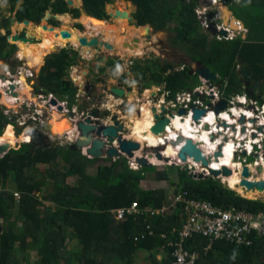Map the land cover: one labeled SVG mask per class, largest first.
Instances as JSON below:
<instances>
[{
    "label": "trees",
    "instance_id": "obj_1",
    "mask_svg": "<svg viewBox=\"0 0 264 264\" xmlns=\"http://www.w3.org/2000/svg\"><path fill=\"white\" fill-rule=\"evenodd\" d=\"M17 1L2 0V3L8 4L18 21L29 19L38 24L44 13V18L47 17L46 10L52 14L79 15V10L70 7L66 0H22L16 7ZM112 1L82 0L90 15L100 20L109 17L105 6ZM129 1L136 7L132 13L136 25L149 24L155 31L172 26L173 45L191 62L214 72L217 79L213 82L220 84L225 97L234 87L243 86L249 99L264 104V0H222L248 30L233 40L210 36L196 14L197 0ZM50 21L56 23L55 19ZM10 23L11 17H6L0 24L7 30L6 34L0 32V59L9 62L17 50V45L8 40ZM78 27L82 28L80 24ZM77 55L71 47L48 53L36 74V89L73 103L78 87L67 74ZM182 66L178 70L154 58L144 68L135 62L132 70L139 71L143 79L150 72L148 77L154 76L150 83L162 86L169 92L168 98H173L199 84V75L187 64ZM239 71L247 72L244 84L239 80ZM8 123L9 117L0 109V134ZM39 164L46 166L43 171ZM88 168L89 158L80 150L49 142L41 145L24 142L0 156V264H133L131 253L141 248L150 252L163 249L166 253L161 260H157L155 252L151 254V264L172 263L171 249L164 246L160 234L180 226L178 210L167 217L130 216L121 222L112 214L132 202L152 209L165 204V190L140 187L146 178V168L131 169L125 157L113 160L110 165H99L94 173H89ZM70 176L76 177L75 184L68 183ZM158 178L163 179L164 173H158ZM10 179L15 183L13 189L8 187ZM179 181L182 187L176 191L185 190L193 198L254 214L264 213V200L245 198L215 178L195 179L184 169L179 171ZM15 192L19 193L18 199ZM16 205L17 215L11 218ZM147 226L153 234H148ZM208 243L199 235L186 241V249L201 254L195 264H264V237H255L248 247L217 241L205 252ZM31 251L36 253L34 260L30 259Z\"/></svg>",
    "mask_w": 264,
    "mask_h": 264
},
{
    "label": "built area",
    "instance_id": "obj_2",
    "mask_svg": "<svg viewBox=\"0 0 264 264\" xmlns=\"http://www.w3.org/2000/svg\"><path fill=\"white\" fill-rule=\"evenodd\" d=\"M210 2L216 6L203 9L201 12L198 11L197 13L200 14L198 17L200 19L201 25L206 30L215 33L213 35H215L216 39L233 40L236 36L245 35L247 33L248 30L244 27V25L239 20H235L234 18H230L228 23L219 22L218 17L220 8L218 5L220 0H212ZM214 9L215 12H213ZM233 25L235 26V29L233 28ZM72 66L73 64L70 65V67ZM4 69L6 71V78H4V75L0 73V109L10 119L8 126L11 125L13 128L14 126L24 128L26 127V133L30 134V128L33 127V124L36 126H43L46 123L47 118L43 113V109H45V107L49 106L50 110H53L58 109L59 104H62L65 107V111L70 110V108H68V101L66 99L59 100L52 92H44L42 89H36V87L33 85L34 82L32 83L34 88L31 92L30 99L26 98L25 95L19 94L18 90L19 87H21L20 76L24 77V81L25 79L32 80L34 77V71L28 65L21 63L13 68L5 65ZM181 69H183V66L180 67V70ZM73 79L75 81L76 77H73ZM203 80L205 83H202ZM203 80L195 87L193 91L177 93L173 98H168L169 92L164 90L162 87V95L158 99L159 104L157 103V107L155 108L156 111H158V114L163 113V115L170 119V124V117L180 114L179 111L176 112V110H183L184 114H181L180 117H190L194 126H198L199 128L203 126V121L209 122V114H213L211 121L213 123L208 127L205 125V127L208 128L205 131V136L212 143V146L208 144L200 145L194 140V137L193 142L198 145V148L207 158L209 162L208 167L211 166L210 163L214 162L218 164L219 168L221 167V174L218 175L217 178L223 185L228 186L223 179V165L221 162L226 145L229 142L232 143L231 161H237L239 165L242 164L243 167L248 166L251 169L250 166L252 163L248 162L247 160L252 155L257 154V157L253 163H257V160L259 159L264 164V124L262 127L259 126L258 122H256L258 119L256 118V121H252V128L249 129L246 126L247 123L243 124L244 122L241 121V118H239L240 116L238 117L236 114L235 116H231L230 114L223 113L222 115L227 117L229 115L236 119L235 122H239V124L234 125V127L233 125H223V120L226 124L229 121L225 118L223 119V116L218 109L219 107L216 106L217 104L214 105L213 102L215 99L216 101L219 100L221 94L220 87L214 82H210L205 79ZM204 85L209 89V92L205 91V93L209 96L211 94L209 98L214 99L211 103L210 101H206V99H208L207 96H205L206 99H203L204 96L202 97V100L200 99V95L204 94V92H202V90L205 89ZM85 94V90L83 91L82 89H78L73 98L74 104L72 106V111H74V127L69 130L68 133L62 135V139L64 138V141L68 145L74 143L79 136V131L76 126V122L78 120L85 121L86 119H90L92 124L107 126L114 124V115H120L119 112L114 114L115 112L113 111L103 120L98 114L95 113V110L101 112V109H104L105 107L120 105L122 103V98H118L113 93L108 92L102 100L95 101V104L93 103V107L90 105L86 109H80V104L83 103L82 100H84ZM4 97H6L7 100L12 103L11 106L7 105L6 101L3 99ZM34 98H36V100ZM238 99L239 98L235 99V101ZM37 100H40L42 104L38 103ZM53 100H56V103H53ZM166 101L167 105L163 107V105L166 104ZM235 101L232 102L233 106L235 105ZM244 102L246 103V101ZM147 103H151L149 104L150 107L154 105L151 101H147ZM255 105L258 104L255 103ZM261 106V111L264 113V105ZM255 108L256 111L259 110L257 106H255ZM168 109L172 110L171 114H165V111H168ZM194 110H203L204 114L198 119H194ZM238 115H240V113H238ZM99 121L101 124H99ZM30 122L33 124H30ZM254 122L256 123L254 124ZM218 126L222 130V133L217 134V131H214ZM229 127H233L237 130L242 128V133H239L238 136H233L232 132L229 131ZM253 131L259 136H253ZM23 142H31V139L24 140L21 143ZM246 142H248V145ZM112 144L118 148L116 140H114ZM247 146H249L250 149H247ZM177 149V161L170 160V165L173 163V165L186 169L187 172L195 179L201 177H216L211 174L209 170H207V166L203 165L201 162L195 161L193 157L187 156L186 161H182L178 157L180 148L177 147ZM207 149H210L211 151L208 153ZM245 149L247 150L245 151ZM259 149L263 153H258ZM244 153H246V155ZM83 154L88 158H92V156L86 152H83ZM147 154L148 153H144V158H147ZM123 157L127 159L128 165L131 169L138 170L140 168L135 159L136 155L132 158H128L127 155L123 154ZM15 195L19 198L18 192H15ZM176 210H178L180 226L178 228H173L169 233L160 234V238L165 241L164 246L171 249V264H195L196 261L201 257L199 251L191 252L185 248L186 241L192 238L193 235H199L208 240L209 243L204 250L205 252H207V250L211 248L212 244L217 241L230 242L236 247H248L253 244V239L255 237H264V213L254 214L235 206L213 205L208 200H200L191 197L185 190H174L173 193L167 195L166 202L161 208H141L137 202H132L129 206L113 210L112 214L114 215V219L116 221L121 222L127 220L130 216L153 217L160 215L162 217H167L172 215ZM147 229L149 235L153 234L149 226H147Z\"/></svg>",
    "mask_w": 264,
    "mask_h": 264
},
{
    "label": "rangeland",
    "instance_id": "obj_3",
    "mask_svg": "<svg viewBox=\"0 0 264 264\" xmlns=\"http://www.w3.org/2000/svg\"><path fill=\"white\" fill-rule=\"evenodd\" d=\"M210 1H212V0H197L196 14L198 16H200V14L197 13L198 11L201 12L203 9H208V8L213 7V6H216L215 4H212ZM120 2L125 3V5H123V7L125 6L124 8H127V10H129L130 14H132L135 11L136 7L134 4L131 3V1H129V0H113L111 3H108L105 6L108 14L111 12V10L114 11L115 9H118L120 6V4H119ZM17 3H18V1H17ZM70 7L77 8L79 10V15L77 17H73L72 14H70V13H64V14H69L68 20H64L63 17L60 16L59 14H52L50 12L46 18H44V16H42L40 22H42V20H43V22L45 24H49L50 26L55 27V28H61V27L67 26V27L75 28L79 31L81 30L80 32H82V31L84 32L85 31L84 23L80 19V15L82 12V5L77 6L75 4H72ZM0 14H1L0 24L4 23L6 17H11V23H10L11 34H13L15 32L18 34L19 33L22 34V32H23L24 35L29 36V32L31 31V29L28 27L29 24H24L23 22L17 23V21L15 19L13 20L14 14L9 11L8 4L2 3V0H0ZM51 19H55L56 23L52 24L50 21ZM125 19H127V23L129 25L135 26V27L137 26L134 22V19L131 21H129L128 18H125ZM102 20H104L108 24H112V25L117 24L116 19L114 17H112L110 14H109V17L107 19H102ZM32 23L36 24L35 22H32ZM20 24H23L24 27L21 28ZM78 24H80L82 26V28H79ZM27 27H28V29H27ZM137 27H140V26H137ZM141 27H142L141 34L138 36V38H139L138 45L133 47L134 46L133 41L131 42L130 40H128L127 42H129L130 45H128L125 50H121V47L118 48V47H115V45H114L113 49H108L104 46H101V47L100 46H91V47H89V49L87 51H84L81 49L82 48L81 45H80V48H77L76 46L72 45L71 43H66L64 45H59V46L57 45L54 50L48 51V53H50L52 51H58L62 47H67V48L71 47L78 52V55L76 56L75 61L72 63L73 66L70 67V69L68 71L67 77L68 78L71 77L72 79H73V77H76V79H78L77 80L78 81V88L82 89L83 91L84 90L86 91V94L84 96V100H82L83 103L80 104L82 106V107H80V109H86L90 105H92V107H93V103L95 104V101L102 100L106 96V93L111 92L110 90L112 87L118 86L119 88L124 89V91L126 93L124 94V96L122 98V101H121L122 103L120 105L105 107L104 109H101V112L105 115V117L109 116L111 114V112H113V111L115 112L114 114H116L118 112L120 113V115H118L116 119L118 120V122L120 124H122L124 127H126V131H123V134H122V136L126 137V138H128L127 136L129 134V130L127 128L129 126L128 122L130 121L129 120L130 116L132 114L136 115V114L140 113L141 112L140 107H142L143 105H147L150 107L149 104H151V103H147V101H151L152 104H154V105L157 103L159 104L158 99L162 95L161 91H163L162 86H156V85H153L150 83L154 79V76L148 77L150 72L147 73L146 79H143L140 77L139 71H135V70L133 71L132 70V67L134 66L135 62H138L139 66L144 68L146 65L150 64L151 60H153L154 58H158L159 63L171 64V65H173L172 68L176 67V69H178V70H180V67H182L183 64H187L193 73L195 72L196 68L198 66H200L197 63L191 62L190 59L185 55V53L180 48L173 45L174 33H173V27L172 26L168 25L167 29L163 30V31H155V29H153V27L146 26V25H141ZM145 27L148 28V31H146V32L144 31ZM0 32L6 34L7 30H6V28H1V25H0ZM119 34H120V36L123 35V33H121V32ZM124 34H125V31H124ZM149 34H151V36H152L151 38L148 37ZM210 36H212V34ZM98 37L100 39H103V34H99ZM30 38L36 42L41 41L39 38L36 39V38L31 37V36H30ZM132 38L134 39L135 37H132ZM222 40H226V39H222ZM10 42L16 43V40L11 39ZM16 45H17V43H16ZM54 45H56V43H54ZM17 47H18V45H17ZM18 49H19V47H18ZM81 55H83V56H81ZM14 59L11 62H9L8 65H6V66H9L11 68L15 67V65L17 64V61L19 62V60L15 59V60H17V61H15ZM110 60H112V64H109ZM3 61L4 60H0V65L3 63ZM14 61L16 62L15 64H14ZM21 61H23L24 64L28 65L27 61H25L24 59ZM23 62H20V63H23ZM42 63H43V61H42ZM40 65H37L34 67L36 72L39 70ZM240 68H241V65L238 66V70ZM244 75H245V73L243 74L239 71V80H240L241 84H244ZM122 76H124V78H125L124 80L121 79ZM201 78H199V84L203 80V78H202V80H201ZM25 82L27 84V88L30 89L29 90L30 92L26 93V96H28V98H30V93L33 91V88H34V86L32 85L34 80L33 79L32 80L25 79ZM147 83L150 85L144 86V84H147ZM202 83H205V81L203 80ZM215 84H217V83H215ZM217 85L220 87V91H221L219 100L216 101V99L214 100L212 98H209L211 96V94L209 96L205 93V91L209 92V89L206 88L205 85H204L205 89L202 90V92H204V94L200 95V99L202 100L203 96H204L203 99H206L205 96H207L208 99H206V101H208V102L210 101V103H211L214 100L213 101L214 105L217 104L216 106L219 107L218 109L221 112V115L223 113L233 115L236 113L235 109H237V107H239L240 112L245 111V112H249L250 114L253 113V117H254L255 121H256V118H260V116H264L263 111H261L262 106L255 105L256 102L248 99V97L245 100L243 99L242 96L245 94L244 93L245 88L243 86L240 88L234 87L233 92L228 97H225L222 94L220 84H217ZM237 91H240V92H237ZM237 98H239L238 101H235V99H237ZM34 99L36 100V98H34ZM4 100L6 101V103H8V101L6 99H4ZM239 100L242 103H245L244 101H246L248 103L243 105L245 107H241ZM37 101H38V103L42 104V102L40 100H37ZM234 101H235V105L233 106L232 102H234ZM222 102L225 103L224 107L221 106ZM203 103H205V102H203ZM165 105H167V101H166V104L163 105V107ZM9 106H11V105H9ZM255 106H257L259 108L258 111H256ZM107 108H110V109H107ZM243 109H246V110H243ZM177 111H180V110H176V112ZM54 112H56V110H54V111L50 110L49 106L45 107V109H43V113H44L45 117L47 118L46 123H48L50 125V131L46 132V135L48 136L47 142H49L50 144H59V146H64L67 143L64 141V138L62 139V135L59 136V134L60 133L63 134L62 133L63 130L69 126V123H66V121L63 119L62 127H59V128L54 127V124H53L54 120L56 118H59L60 116H62V118L64 117V115L62 113L63 110H59L60 115L57 117L54 115L57 113H54ZM171 112H172V110L168 109V111H165V114H171ZM53 116L55 118L54 120H53ZM243 122H244L243 124H246V123L252 124L249 121L243 120ZM256 122H258V121H256ZM256 122H254V124ZM30 124H33V123L30 122ZM25 128L19 127V126H14V128H13L16 136L19 138V142H18L19 144H21V140L23 139V135H24V133H26L27 129H25ZM41 129H43V128H41ZM53 133H58V135L56 137H52ZM235 133H236L235 131H232L233 136H235ZM1 134L3 135V132ZM1 134H0V136H2ZM8 144H10V143L9 142L2 143V145H8ZM12 146H14V145H12ZM144 146L145 145H142V148ZM81 153H82V151H81ZM144 153L146 154L149 152H145V150H142L140 155L142 156V155H144ZM258 153H263V152H261V150L259 149ZM263 155H264V153H263ZM256 157H257V154H254L251 157H249L247 161L251 163L253 160L256 159ZM115 159H117V158H109V157L90 158L89 159L88 172L94 173L96 168L99 165H110V163ZM159 161H161V164L146 168V178L143 181H141L140 187L144 190L163 189V190H165L166 194L169 195V194L173 193L174 190L180 189V187H182V183L179 181V171L184 170V168L173 165V163H172V165H170V163H169L170 159H163V160H159ZM258 161H260V160L258 159L257 163H258ZM45 167L46 166L41 165L40 170L43 171L45 169ZM252 169H254V168L251 167V169H250L251 172H252ZM160 172L164 173V178L161 180L158 178V173H160ZM251 177L259 179L258 173L254 172V171L252 172ZM215 179L219 180L217 178V176L215 177ZM68 182L70 184H75L76 177L75 176L69 177ZM14 184L15 183L12 182V180H10L8 183V187L13 189ZM255 198L264 200V193L258 192V195H256ZM255 198H253V199H255ZM16 199H18L17 196H16ZM50 209L54 210V206H51ZM16 215H17V205H16V208L12 211L11 218H14ZM19 224H21V223H19ZM69 245H70V243H69ZM30 259L31 260L36 259V253L35 252H32V251L30 252ZM147 263H148V261H147Z\"/></svg>",
    "mask_w": 264,
    "mask_h": 264
},
{
    "label": "bare ground",
    "instance_id": "obj_4",
    "mask_svg": "<svg viewBox=\"0 0 264 264\" xmlns=\"http://www.w3.org/2000/svg\"><path fill=\"white\" fill-rule=\"evenodd\" d=\"M73 2L77 6L82 5L81 0H73ZM119 4L120 6L118 9L121 12L125 11L129 13V10H127V8H124L125 6L123 7V5H125L124 2H120ZM111 12L115 13V10L114 11L111 10ZM60 16H62L64 20H68L69 14H64V15L60 14ZM114 18L116 19L117 24L112 25V24H108L102 19L100 20L98 18L91 17L82 10L80 19L85 25L84 32L83 31L80 32L79 30L75 28L67 27V26L61 27V28H55V27L50 26L49 24H45L42 20V22H40L38 25L29 23L28 27L31 29V31L29 32V36H26L20 39L19 38L14 39V36H12L11 39L16 40L17 43H20L18 44V47H19L18 54L20 55L22 59L27 61V64L31 67L40 65L43 61L44 56L48 53V51L54 50L57 45L59 46V45H64L66 43H71L77 48H80L79 38L82 36L98 37L99 34H103L102 40L112 43L113 46L115 45V47H118V48L121 47V50H125L128 45H124V43H129L127 42L128 40L132 42L133 41L132 37H138L141 34L142 27L141 26L135 27V26L129 25L127 23V19H125L127 17H124V16L118 15L117 17H114ZM62 30L69 31L70 35L68 37H63L61 33ZM124 31H125V34H124ZM144 31L145 32L148 31V28L145 27ZM120 32L123 33L122 36H120L119 34ZM12 35H15V34H12ZM30 36L36 39L39 38L41 41L40 42L33 41L30 38ZM54 43H56V45H54ZM81 47H82L81 49L84 51H87L89 49L88 46L81 45ZM20 79H21V87H19V90H18L19 94L20 92L29 93L30 89L27 88V84H26L27 81L26 82L24 81L23 76H20ZM20 95H25V94H20ZM25 97L28 98V96L26 95ZM4 99L7 100L6 97H4ZM7 105H12V103L8 101ZM155 107H157L156 104L153 105L152 107L143 105L142 108L140 109L141 110L140 113L136 115L132 114L130 116L129 118L130 121L128 122L129 126L127 128L129 130V134L127 136L128 138H130L133 141L139 142L141 145H145L144 147H151V148L158 147L160 149V153L162 154L164 158L174 160V161H177V156H176L177 150H178L177 147L187 142L189 140L190 135L191 136L193 135L194 140L200 145L208 144L212 146V143L205 136V131L208 129L207 127L213 123L211 122L213 114H209V117H208L209 122L203 121L204 124L201 128H199L198 126L195 127L190 117H187V116L180 117L181 114L176 115V116H171L170 117L171 126L166 129V132L164 134L156 135L151 131V128L155 124V115L158 114V111L154 113V111L152 110ZM54 110H56V112L54 113H57L54 115L56 117L59 116L60 115L59 110L53 109L52 111ZM235 111H236L235 114L238 117L240 116L239 118L241 119L243 118V120H247L250 123H252V121L254 120L253 113L250 114L249 112H245V111L240 112L239 107H237ZM238 112L240 113V115H238ZM222 116H223V119L225 118L229 121L226 124L224 123V120H223V123H222L223 125H226V126L233 125L234 127V125L239 124V122H235L236 119H234L233 117L229 115L228 117L225 115H222ZM54 119L55 118L53 116V120ZM61 119H62V116L54 120L53 122L54 127H58V128L62 127L63 119L62 120ZM257 119H258L257 120L258 125L262 127L264 124V116H260V118H257ZM205 125L207 127H205ZM246 126L249 129L252 128L251 124L247 123ZM233 127H229V129L231 132L232 131L236 132L235 136L236 135L238 136L239 133H242V130H241L242 128L240 130H237ZM214 131H217V134L222 133V130L219 128V126L216 127ZM253 134H254L253 136H259L254 131H253ZM176 137L181 138V142L176 148L172 147L169 143H166L165 141V140H170L171 142H173L172 140H175ZM30 139H31L30 134L24 133L23 139L21 140V142L24 140H30ZM5 142H9L10 144L8 145H15L19 142V138L16 136L14 129L11 125L6 127L3 135L1 136L0 145H2V143H5ZM246 143L248 145V142ZM231 148H232V143L229 142L226 145L223 156L221 158L223 168L226 167L232 171L231 175L223 177L224 182L229 186V188H231V190L236 191L241 196L249 198V199H253L255 198L256 195H258V191L257 190L248 191V190H245L244 187L240 185L243 166L242 164L239 165L237 161L235 162L231 161L232 160ZM246 148L250 149L249 146H247ZM247 149H245V151ZM207 150H208V153L211 151L210 149H207ZM134 154L136 155V157L140 156L144 158V155L142 156L140 155L141 150L138 152L134 151ZM147 158L149 162H151L152 166L161 164V161H159L153 153H148ZM251 163L252 165L250 167L254 168L252 169V172L253 171L256 172L257 166H262L263 170L260 174L258 173L259 179L250 177V180L252 181L263 180L264 181V164L261 161H258V163H253V162ZM210 164L211 166L206 167L207 170L209 171L210 169L217 170V171L221 170V167L219 168L216 162L210 163Z\"/></svg>",
    "mask_w": 264,
    "mask_h": 264
},
{
    "label": "water",
    "instance_id": "obj_5",
    "mask_svg": "<svg viewBox=\"0 0 264 264\" xmlns=\"http://www.w3.org/2000/svg\"><path fill=\"white\" fill-rule=\"evenodd\" d=\"M22 0H18V3H20ZM68 5L74 4L73 0H66ZM132 3V2H131ZM82 4V10L89 16L94 17L90 15L89 11L83 6V2L81 0ZM48 14L50 13L49 10L46 11ZM45 14V13H44ZM110 15L113 17H117L118 15L127 17L128 20H133L132 15L130 13H127L125 11H120L119 9H115V13L110 12ZM232 14L231 11H228L227 9L223 10V14L220 15L221 19L225 22L227 21V16ZM44 16V15H43ZM96 18V17H95ZM99 19V18H98ZM235 19V18H234ZM14 20V18H13ZM24 24L32 23L29 19H24L22 21ZM17 23H21L20 21H17ZM47 26V25H45ZM146 26H150L149 24H146ZM63 37H68L70 35L69 31L62 30L61 31ZM224 33V32H223ZM14 36V39L16 38H23L26 35L21 34H9L8 38L11 39V37ZM149 38H151V34L148 35ZM139 38L135 37L133 39V45H138ZM80 45L82 46H104L108 49H113L114 46L112 43L102 40L99 37L92 36V37H86L82 36L79 38ZM124 45H130V43H124ZM4 63V61H3ZM0 72L5 74L4 68L2 67L0 69ZM196 74H198L200 77L206 79V80H216V74L212 72L209 68H206L204 66H198L195 70ZM247 72H245V75ZM112 93H114L116 96L123 97L126 93L124 89L113 87L110 90ZM55 102V100H54ZM222 107L225 106V103L222 102ZM59 108H62L61 106ZM164 109V108H163ZM154 113H156V109L153 108ZM180 114H184L183 110L179 111ZM204 114L203 110H194V119H198L201 115ZM73 116V112L69 111L65 113V117H71ZM116 118L115 116L113 117ZM66 123H69L68 121ZM70 125V123H69ZM77 129L79 131V136L77 140L71 144L69 147L74 150H80L85 151L87 154L92 156L93 158H101V157H109V158H121L124 155H127L128 157L132 158L135 156L134 151L139 150H145V152L153 153L158 160L167 159L162 156L160 153V149L158 147H143L142 145L137 142L133 141L130 138L122 137V132L124 131V126L119 125L118 122H114V124H110L107 126L92 124L90 119H86L85 121L78 120L76 122ZM170 119L163 115V113L156 114L155 115V124L151 128V131L156 134H164L166 132V128L170 127ZM50 131V125L47 123L43 126V129L37 127L30 128V134H31V143L34 145H41L45 144L47 142L48 136L46 135V132ZM65 135L66 132H63ZM57 134L54 135L56 137ZM193 135L189 136V140L185 142L184 144L180 145V151L178 154V157L182 161H186L187 156L193 157V159L197 162H201L203 165L208 167V160L203 155L202 151L198 148V145L193 142ZM116 140L118 144V148L112 144L113 141ZM166 143H169L172 147H177L180 142L181 138L176 137L175 140H165ZM15 148L19 147L20 144L17 143L14 145ZM12 145H0V156L7 153ZM136 162L140 166V168H147L152 167L151 162L147 158L143 157H135ZM263 170L262 166L256 167V172L261 173ZM210 173L214 176L220 175V171L210 169ZM222 174L224 176H229L232 174V171L229 168L224 167L222 170ZM252 176V172L248 166H244L242 169V178H241V186L244 187L245 190H257L260 193H264V181L263 180H257L252 181L250 180V177ZM225 188L231 190L229 186L224 185Z\"/></svg>",
    "mask_w": 264,
    "mask_h": 264
},
{
    "label": "clouds",
    "instance_id": "obj_6",
    "mask_svg": "<svg viewBox=\"0 0 264 264\" xmlns=\"http://www.w3.org/2000/svg\"><path fill=\"white\" fill-rule=\"evenodd\" d=\"M218 7L220 8V11H219V17H218V21H219V22L228 23V22L230 21V20H229L230 18H235V17L233 16V14H230V15L227 16V21L225 22L224 20L221 19L220 15L223 14V10H224V9H227L228 11H230V9H229V7L226 5V3H225L224 1H222V0H220ZM46 11H47V10H46ZM46 11H45V12H46ZM213 12H215V9L213 10ZM231 13H232V12H231ZM43 15H44V14H43ZM198 18H199V17H198ZM199 20H200V19H199ZM235 20H238V19L235 18ZM239 21H240V20H239ZM240 22H241V21H240ZM241 23H242V22H241ZM36 24H37V23H36ZM38 24H39V23H38ZM242 24H243V23H242ZM244 27H245V26H244ZM233 28L235 29V26H234V25H233ZM209 32L212 34V36H215V35H213V34H215V33L211 32V31H209ZM8 36H9V35H8ZM8 40H10V39H8ZM10 41H11V40H10ZM12 43H13V42H12ZM15 44H16V43H15ZM47 54H48V53H47ZM45 56H46V55H45ZM13 58L19 60V62H18L15 66H17L18 64H21L20 62H23V61H21V60H23V59L20 58V57H18V47H17L16 52L14 53V57H13ZM43 61H44V58H43ZM23 63H24V62H23ZM4 64L7 65L6 63H4ZM42 64H43V63H42ZM42 64H41V65H42ZM41 65H40V66H41ZM40 66H39V67H40ZM29 67H31V66H29ZM3 68H4V65H3ZM31 68L33 69V71L35 70L34 67H31ZM69 69H70V67H69ZM4 72H5V74H6L5 69H4ZM2 74H3V73H2ZM5 74H3V75H4V78H6V77H5ZM34 74H35V72H34ZM216 76H217V75H216ZM69 78L71 79V77H69ZM199 78H201V77L199 76ZM203 79H204V78H203ZM216 79H217V77H216ZM205 80H206V79H205ZM35 81H36V80H35ZM35 81H34V86H35V83H36ZM71 81H72V80H71ZM208 81L213 82L212 80H208ZM214 81H215V80H214ZM115 87H117V86H115ZM118 88H119V87H118ZM78 89H79V88H78ZM77 91H78V90H77ZM111 93H112V92H111ZM75 94H76V93H75ZM113 94H114V93H113ZM74 96H75V95H74ZM117 97H118V98H123V97H119V96H117ZM242 97H243V99H244V98H245V99L247 98V96H246L245 94H244ZM57 98H58L59 100H62V99L59 98V97H57ZM64 99H66V100L68 101V102H67V103H68V108H70L69 111L73 112V115H74V111H72V106H73V104H74V101H73V103H70L69 100H68L67 98H64ZM245 99H244V100H245ZM248 99H249V98H248ZM250 100H251V99H250ZM237 101H238V100H237ZM53 103H56V100H55V102H54V100H53ZM239 103H240L241 107H244L243 105H245V104L248 103V102H246V103H242L241 101H239ZM262 105H264V104H262ZM60 106H61L62 108H59ZM259 106H261V105H259ZM59 107H58L57 110H63L62 113H63L64 116H65V113H66V112H69V111H65V109H64L65 107H64L62 104H59ZM81 107H82V106H81ZM152 110H153V109H152ZM96 112H98V113H96ZM95 113L98 114L103 120L105 119V115H104L103 113L99 112L98 110H95ZM99 113H101V114H99ZM230 115H231V114H230ZM114 116L117 118V115H114ZM114 116H113V117H114ZM231 116H235V114H234V115H231ZM68 118H69V120H70L71 125H70V127L67 128V130L64 131V132H66V133H68V131L71 130V129L74 127L73 116L68 117ZM116 118H115V119L113 118V121H114V122H118V120H117ZM246 119H247V118H246ZM116 120H117V121H116ZM241 121H243V118L241 119ZM8 124H9V123H8ZM8 124L5 126V129H6V127L8 126ZM45 124H47V123H45ZM45 124H44V125H45ZM99 124H101L100 121H99ZM118 124H119V125H122V124H120L119 122H118ZM44 125H43V126H44ZM43 126H39V125L36 126L35 124H33V127H37V128H40V129L43 128ZM31 128H32V127H31ZM5 129H4V131H5ZM41 130H42V129H41ZM4 131H3V133H4ZM124 131H126V127H124ZM122 134H123V132H122ZM62 135H64V134H62ZM23 143H24V142H23ZM28 143H31V142H28ZM21 144H22V143H21ZM72 144H73V143H72ZM70 145H71V144H70ZM70 145H69V146H70ZM141 151H142V150H141ZM83 152H85V151H82V153H83ZM244 154L246 155V153H244ZM83 155H84V154H83ZM122 157H123V156H122ZM92 158H93V157H92ZM252 162H254V160H253Z\"/></svg>",
    "mask_w": 264,
    "mask_h": 264
},
{
    "label": "crops",
    "instance_id": "obj_7",
    "mask_svg": "<svg viewBox=\"0 0 264 264\" xmlns=\"http://www.w3.org/2000/svg\"><path fill=\"white\" fill-rule=\"evenodd\" d=\"M49 12H50V10H49ZM27 29H28V27H27ZM17 43V42H16ZM18 44H20V43H17V45ZM71 80H72V82H73V84L74 85H76L77 87H78V81H77V79L74 81V79H72L71 78ZM82 82V81H81ZM195 88H193V90H194ZM192 90V91H193ZM30 96H31V93H30ZM62 119H64L66 122L68 121L69 123H70V120H69V118L67 117H63ZM70 125H71V123H70ZM70 125L68 126V127H70ZM68 127H66L64 130H63V132L65 131V130H67V128ZM49 132V131H48ZM62 132V133H63ZM55 134H57L58 135V133H53L52 134V137H54V135ZM60 135H62L61 133L59 134V136ZM0 139H1V136H0ZM21 145V144H20ZM64 146H69L68 144H65ZM14 147V146H13ZM83 154V153H82ZM90 159V158H89ZM41 165H43V166H45L44 164H39V166H41ZM70 177H73V176H70ZM69 178V177H68ZM11 180V179H10ZM9 180V181H10ZM67 181H68V179H67ZM12 182H13V180H12ZM69 183V182H68ZM17 211H18V207H17ZM156 250V251H155ZM154 251H147V250H145V249H136V250H134L131 254L133 255V258H134V262H133V264H151L150 263V257H151V254H154V252L156 253V258H157V260H161L162 258H165V252H164V250L163 249H155ZM147 261H148V263H147Z\"/></svg>",
    "mask_w": 264,
    "mask_h": 264
},
{
    "label": "flooded vegetation",
    "instance_id": "obj_8",
    "mask_svg": "<svg viewBox=\"0 0 264 264\" xmlns=\"http://www.w3.org/2000/svg\"><path fill=\"white\" fill-rule=\"evenodd\" d=\"M18 5L20 4V3H17ZM18 5H16V7H18ZM66 13H68V12H66ZM62 14H64V13H62ZM60 15V14H59ZM130 15H132V14H130ZM81 16V15H80ZM112 16V15H111ZM14 17V16H13ZM113 17V16H112ZM132 17H133V15H132ZM15 19V18H14ZM16 21H18V20H16ZM129 21H131V20H129ZM20 22H22V21H20ZM32 24H34V23H32ZM38 25V24H37ZM146 25V24H145ZM137 26H141V25H137ZM84 28H85V25H84ZM81 31V30H80ZM13 34H18V33H13ZM20 34V33H19ZM21 35H24L23 34V32H22V34ZM24 37H26V36H24ZM20 39V38H19ZM11 40V39H10ZM18 57H20V55L18 54ZM45 57V56H44ZM21 58V57H20ZM0 60H3V59H0ZM4 63H6L7 65H8V63H9V61H6V60H4ZM4 63H2L1 65H0V69L3 67V65L5 66V64ZM34 72H35V74H34V77H33V80L35 81V77H36V74H37V72H36V70H34ZM1 73V72H0ZM33 85H34V83H33ZM113 88V87H112ZM20 94H25L26 95V93H22V92H20ZM9 106V105H8ZM73 122H74V120H73Z\"/></svg>",
    "mask_w": 264,
    "mask_h": 264
}]
</instances>
